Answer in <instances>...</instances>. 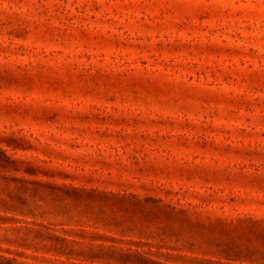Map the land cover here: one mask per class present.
<instances>
[{
	"label": "rangeland",
	"instance_id": "1",
	"mask_svg": "<svg viewBox=\"0 0 264 264\" xmlns=\"http://www.w3.org/2000/svg\"><path fill=\"white\" fill-rule=\"evenodd\" d=\"M0 264H264V0H0Z\"/></svg>",
	"mask_w": 264,
	"mask_h": 264
}]
</instances>
